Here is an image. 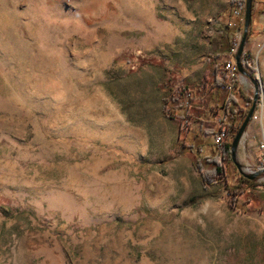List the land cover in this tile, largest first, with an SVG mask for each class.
<instances>
[{"label":"rangeland","instance_id":"obj_1","mask_svg":"<svg viewBox=\"0 0 264 264\" xmlns=\"http://www.w3.org/2000/svg\"><path fill=\"white\" fill-rule=\"evenodd\" d=\"M230 2L0 0V264H264V174L235 206L234 161L210 186L197 168L222 143L210 107L232 91H208L214 56L232 60ZM263 48H244L250 175L264 168Z\"/></svg>","mask_w":264,"mask_h":264},{"label":"trees","instance_id":"obj_2","mask_svg":"<svg viewBox=\"0 0 264 264\" xmlns=\"http://www.w3.org/2000/svg\"><path fill=\"white\" fill-rule=\"evenodd\" d=\"M245 2L246 0H231L230 7L228 10L230 20L226 24V29L230 30L232 26L235 23V19L237 18L236 13L240 9L241 6L245 8ZM254 5L255 0L253 1V14H252V21L250 30L248 33V40L253 36L254 34V27H255V13H254ZM245 17V16H244ZM243 30H244V21L242 24ZM226 32V30H225ZM238 43L237 39H234L232 41V46L230 47V52L235 49L236 44ZM245 56V53H243V57ZM221 57L220 54H216L214 56L215 66L213 71V80L211 82L213 87H217L220 89L222 86H224L228 79L229 74L224 71L223 69H220V64L218 63V59ZM248 62L251 64V70L255 71V61L252 59L251 56L248 57ZM238 71V69H237ZM232 92L230 94V97L220 106V105H212L211 111L214 115L220 117V128L218 131H211L207 132L208 135H214V137L219 133L224 131L225 132V139L220 145L213 144L211 146V157H207L208 163L214 164L215 167L212 170L209 171H203L202 167L197 166V168L200 170L202 174V180L204 186H210L213 185L214 182L217 179H223L226 178V170L224 163L226 161H233L232 158V143L236 137V134L238 133L242 123L244 122L250 108L253 102V97L246 99L241 95V97L246 100L247 105L246 107H242L239 105V102L234 98V91H239L238 85L236 80L234 79L231 83ZM170 101H175V99L169 98L165 100V108H167V113L171 116H174V110L170 109L169 104ZM198 151H203L202 147H197ZM241 181L239 185H227L226 190L230 193V195L234 198V205H237V198L242 194L241 191V184H245L246 186L250 188H254L257 186L258 179L255 180H248L244 177L240 178Z\"/></svg>","mask_w":264,"mask_h":264},{"label":"crops","instance_id":"obj_3","mask_svg":"<svg viewBox=\"0 0 264 264\" xmlns=\"http://www.w3.org/2000/svg\"><path fill=\"white\" fill-rule=\"evenodd\" d=\"M254 13H255L254 34L249 40L251 43L252 41H256L258 43L264 44V35L261 36V32L264 33V0H255ZM227 17H228L227 19V23H228V21L230 20V17L229 15ZM239 20H240V17H237L235 19V23L230 30L226 29V32H225L224 29H221L219 31V34L225 40V44L229 49L232 46V41H234V39H236L235 37H237V31H235V28L238 26ZM255 44L256 43H253L252 45L255 46ZM254 48L255 47H250L251 52H253L252 50H255ZM261 52H262L261 54H264V48L262 49ZM253 59L255 61V67L257 68V58L255 57V55ZM245 71L247 72V75H243L242 73L237 71L235 80L237 82L239 91L233 92L234 98H236V100L239 102V105L242 107L244 106L246 107L247 102L241 97V95H243V97H245L246 99H249L250 96L253 95V89H254V86H253L254 83L252 82V79L250 78L251 72L248 71L247 69H245ZM210 88L211 90L208 91L209 97H210V100H209L210 104H214V103L221 104L223 92H221L217 87L210 86Z\"/></svg>","mask_w":264,"mask_h":264},{"label":"water","instance_id":"obj_4","mask_svg":"<svg viewBox=\"0 0 264 264\" xmlns=\"http://www.w3.org/2000/svg\"><path fill=\"white\" fill-rule=\"evenodd\" d=\"M253 1L254 0H246V2H245V20H244L243 39H242V42H241V44L238 48L237 54H236L237 69L243 75H247V72L243 68L242 55L244 53L245 44L248 41V33L250 30L251 21H252V14H253ZM252 82L254 83L255 90H256L255 95H254V99H253L251 108H250L244 122L242 123V125H241V127H240L238 133L236 134V137L232 143L233 161L236 164L240 174L248 180H255L256 178H258L259 176L264 174V168L258 170L257 172L253 173L252 175L245 173L242 170V168H243L242 165L240 163H238L237 158H236L239 145H240L241 141L243 140L245 132L247 130V127H248L249 123L252 121L253 116L255 114V110H256V106H257V102H258V98H259L258 83L254 79H252Z\"/></svg>","mask_w":264,"mask_h":264},{"label":"built area","instance_id":"obj_5","mask_svg":"<svg viewBox=\"0 0 264 264\" xmlns=\"http://www.w3.org/2000/svg\"><path fill=\"white\" fill-rule=\"evenodd\" d=\"M244 9L243 6L240 7V9L237 11L236 13V16L238 17L240 12H242ZM237 52V46L235 47V49L232 50V60L231 61H228L226 63V65L224 66L223 70L226 71L228 74H229V79L227 81V83L222 86V90L223 91H229L231 92L232 91V87H231V83L232 81L235 79V76H236V73H237V65H236V61H235V58H234V55L236 54ZM248 58V57H247ZM242 63L244 65H248V59H246V56H244V59L242 60ZM224 137H225V132L222 131L220 132L217 137H216V140L218 143L220 142H223L224 141Z\"/></svg>","mask_w":264,"mask_h":264}]
</instances>
